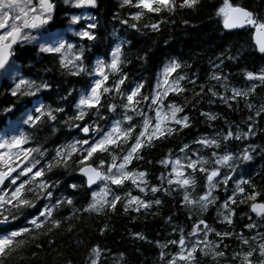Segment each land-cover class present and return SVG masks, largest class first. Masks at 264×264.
Here are the masks:
<instances>
[{
	"label": "trees",
	"instance_id": "1",
	"mask_svg": "<svg viewBox=\"0 0 264 264\" xmlns=\"http://www.w3.org/2000/svg\"><path fill=\"white\" fill-rule=\"evenodd\" d=\"M59 1L54 0L56 3ZM223 2L200 0L194 9L177 7L171 13L165 10L157 14L144 10L145 15L137 21L133 17L141 9L122 6L123 0H97L96 7L89 9L90 19L78 23L79 28L84 27L86 30L88 24L96 23L97 27L91 31L97 39L90 41L67 36L68 43L74 46L69 59L74 60V56L79 55L83 48L82 59L69 64L68 68L60 62L63 59L61 53L42 52L37 42H27L15 49L14 64L18 67L16 78H4L0 85V132L9 122L17 120L35 105H44V113L59 108L63 111H54V121L45 114L32 112V116L40 118L39 122L31 121L22 128V135L28 140V143L23 144V149L38 148L43 153L30 155L31 161H39L33 173L43 170L44 174L41 177L32 174L21 180L31 181L26 185V195L35 207L15 209L5 205L0 208V213L8 216L9 221L0 228V236L23 227L33 228L30 220L45 207L53 205L56 206L53 219H59L61 225L59 228L51 227L49 220L43 228H33L30 234L20 238L26 241L25 245L6 264H91L94 258L92 249L96 247L101 250L99 264H168L174 249L179 246L170 241H178L181 235L186 241L191 228L201 219L216 232L230 233L228 237L217 236L215 232L207 236L209 242L219 245L216 250H223L226 255L215 259L202 258L199 260L201 264H240V258L234 261L231 258L234 253L248 250L249 245H244L241 237L249 239L254 248L264 243V219L257 218L251 212V201L245 199L244 203H240L244 198L236 193V185L241 179L250 180L258 191L264 193V84L247 78L249 72L260 74L264 70V55L257 52L250 27L242 31H226L224 18L218 15ZM229 2L253 11L260 18L263 14L264 18V0ZM73 15V8L58 4L48 29L51 32L66 29ZM153 23L159 25L158 31L147 26ZM133 24L136 27H132ZM117 46L122 50L121 73H111L110 69H106L109 80L105 86H112V82L123 74L127 79L120 86V92L102 93L100 105L89 110L84 120L70 119L77 114L76 105L81 94H87L93 83L101 79L95 73L97 61L103 60L106 65L110 64ZM173 62H179L181 67L169 74L168 79L174 82L178 77H185L179 80V86L184 90L178 94L170 91L163 99L164 110L170 104L182 106L184 110L178 113V117L188 116L189 127L169 123L167 126L173 132L159 139L154 138L151 145L145 143L135 154L142 159L134 158L128 170L145 172L146 183L138 180V187L130 181H126L123 186L102 181L95 189H90L80 174L81 168L87 164L97 166L100 160H104L105 164L100 169L107 171L112 163V154L122 157L134 142L136 134L142 130L143 120L155 116L158 105L150 102L138 105L144 116L126 109L125 95L135 89L137 84L144 85L141 95H155L161 71ZM75 64L82 66L85 71L73 75L72 72L77 71ZM21 80L30 83L21 84L17 91L16 86ZM43 84L48 87H40L39 91L32 86ZM252 87H255V91L249 92L247 97L233 98V89L248 91ZM14 91H17L16 95L12 94ZM28 92L34 95L26 94ZM213 92L217 95H213ZM112 104L116 105L115 111L109 108ZM205 113L216 119H210ZM126 115L133 117L131 125L136 129L132 133L133 139L115 148L111 154L98 152L85 160L83 165L79 152L72 153L70 159L66 155L63 159L57 155L58 151L62 155L66 150L71 152L69 146L76 141L98 138L95 131L97 126L105 132L111 130L116 121L121 122L122 128L129 127ZM152 124L154 126V119ZM88 125H93V128L85 136L81 128ZM250 129L251 133L244 135ZM229 131L234 136L225 139ZM235 135L241 138L236 139ZM210 137L218 141L220 146H205L194 154L193 151L198 147L197 141ZM77 148H81V145L78 144ZM245 150L252 159H243ZM184 152L194 159L207 160L208 163L203 167L209 171L212 170L210 163L213 153L231 154L233 157L229 163L230 170L221 173L223 178L228 176L230 179L227 184L222 181L213 190L212 194L217 199L206 211H201L196 205H187L183 199L188 194L190 199L198 200L208 191L204 172L193 171L195 184L189 193H185L175 183H168L172 171L169 162ZM22 159H25L24 156ZM20 160L16 166L22 163ZM121 162L122 159L116 161L118 164ZM49 164L52 165L50 170ZM44 182L50 185L46 190L38 186ZM102 184L109 189V200L113 194L121 197L116 209L106 208L103 213L84 211L92 203L93 193L100 190ZM14 187L16 185L9 182L3 192L8 190L11 195L10 190ZM152 187L161 190L153 193ZM243 187L251 191L248 185ZM140 188L145 191L141 192ZM129 192L148 202L150 207L135 211L133 204L125 211L123 205L127 203ZM234 193L237 203H229V207L235 209V215L232 223L228 224L224 221L228 213L222 206ZM69 199L73 202L71 205L66 203ZM156 200L161 203L155 204ZM59 201L65 203L59 204ZM258 202H264V195L258 197ZM9 209L16 216L15 219L9 214ZM249 224L255 227L250 229L247 227ZM138 233L146 239H139ZM255 235L257 238L253 239ZM161 245L166 246L162 248ZM169 247H172L170 252L167 251Z\"/></svg>",
	"mask_w": 264,
	"mask_h": 264
},
{
	"label": "snow or ice",
	"instance_id": "2",
	"mask_svg": "<svg viewBox=\"0 0 264 264\" xmlns=\"http://www.w3.org/2000/svg\"><path fill=\"white\" fill-rule=\"evenodd\" d=\"M200 0H123L122 6L128 5L135 7L137 9H141L138 11L133 17L135 20H140L144 15L145 11L150 13H161L162 11L174 12L177 7L180 8H189L194 9ZM97 0H75L76 7L83 6H91L96 7ZM155 5V6H154ZM55 10V4L52 0H0V69H3L5 65L8 63L9 57L12 55L13 46L16 45L21 40H31L35 39L34 36L31 35V30L38 29L43 25L47 24L49 20L52 19V14ZM218 15H222L224 18V26L226 28L233 27H243L244 24H248L255 28L256 30V43L259 46V51L264 53V18H260L258 14L250 11L244 7L234 6L229 2V0H224L223 6L218 9ZM73 23H79L80 17L73 16ZM94 19V18H93ZM127 23V21H124ZM163 23V21H161ZM151 27L154 31L159 30L158 24L147 25ZM97 27L96 23H90L87 25V29L85 31H81L78 35L82 39L95 41L97 39L95 33L91 30ZM132 27H136L135 24ZM73 45L67 46V51H65V45L60 44L59 47H41L42 52L49 53H61L63 55V59L60 61L63 67L68 68L69 64H73L74 61H80L83 57V48L80 49V54L74 56L73 59H69V54L71 53V49ZM121 47L117 46L116 50L112 53V59L110 64H105L103 60H98L95 73L98 74L101 79L96 80L91 86L90 92L87 94H81L79 102L76 105L77 114L71 117L72 120H84V118L88 115L89 110L93 108H97L101 103L102 93H110V92H120V86L124 84L127 79L126 76L120 74V78L114 80L112 82V86L106 87L105 84L109 80V73L106 72V69H110L111 73H121L120 65L122 63L121 60ZM77 71L72 72L73 75H79L80 72L85 71V69L79 64H75ZM181 67L179 62H173L169 66H167L164 70L165 78L163 92L161 93L159 90L155 93V95L143 96L141 95V89L144 87L143 84H137L135 89L129 91L125 95V99L127 104L124 105L126 109L130 111L137 112L139 115L144 116L143 110L138 109V105L140 103H148L150 102L153 105H158L155 110L154 118L149 117L143 120L141 125L142 130L136 134L134 137V142L128 148L126 153L122 157H118L115 154H112V163L109 165L107 171H99L98 168L103 167L105 164L104 160H100L99 164L96 167L87 166L83 167L81 171L87 177L88 184L91 185L95 183L97 180L106 181L112 185L123 186L126 181H130L132 184L137 185L138 180L141 183H146L144 179L146 177L145 172L138 171H130L128 170V165L135 159H142L140 156H136L135 154L144 146L145 143L151 145L153 139H159L161 136L166 133H171L174 130L167 126L169 123H175L176 125H182L184 128L189 127V117L182 116L178 117V113L183 112V107L178 106L176 104H170L167 106V110H164L165 106L163 105V99L167 97L169 91L177 92L183 91L184 89L179 86V80L185 79V77H178V79L171 84L169 83L168 76L169 74L175 72L177 69ZM71 71V69H70ZM219 79V77H215ZM247 78L249 80H258L261 84H264V70H261L260 74H254L252 72L247 73ZM29 81L21 80L20 84H18L17 91L20 88L21 84H29ZM194 83V81H193ZM36 88L37 91L40 90V87L47 88V84L43 85H32ZM160 85H157V89H159ZM17 91H14L12 94L16 95ZM255 87L250 88L248 91H240L237 89H233V98L244 96L247 97L249 92H254ZM28 95H34L32 92L26 93ZM213 95H217V93L213 92ZM139 97V99L134 100V98ZM159 102V104H158ZM251 107V105H248ZM111 111H115L116 105H109ZM98 110V109H97ZM37 112L47 115L53 121L56 119V116L53 114L54 111H63L62 108L49 110L44 113V105H41L36 109ZM204 115L209 116L210 119H216L215 116H211L207 113ZM259 115V113H257ZM126 120L129 122V127L122 128L121 122L116 121L111 130L105 132L103 129H100L98 126L95 127V131L98 134V138L93 140H81L76 141V143L70 145L71 152L67 150L62 155L59 151L57 152L58 156L66 155L68 159L71 158L72 153L79 152L81 156L80 163L83 165L85 160L90 159L94 156V154L109 152L110 154L114 152L115 148L121 147L123 144H127L130 139H133L132 133L136 131L135 126L131 125V121L133 119L132 116H125ZM39 117H34L29 115L28 121H36L39 122ZM155 120V124L153 126L152 121ZM77 127H80L77 125ZM93 128V125L84 126L81 128V131L85 134L90 132V129ZM151 128V131H149ZM251 133V129L248 133L244 135H249ZM234 133L229 131L225 136V139L233 137ZM236 139H240V135H235ZM28 143V140L25 136H14L11 139L4 140L3 143H0V149H6L7 151L0 153V185H5V181H9L12 185H17V181L21 180V176H27L28 174H33L34 177L43 176V170H37L33 173V169L36 167V164L39 163L38 160H32L30 162V166L23 167L20 171H17V167L14 165L13 155L19 156L21 152L26 161L29 160L30 155L32 153H40L38 148H21V145ZM205 146L215 145L217 148L220 146L219 142L216 140H208L201 139L197 141ZM81 145V148H77V145ZM86 146V147H84ZM13 149H20V152H16L13 154ZM215 156L216 154L213 153ZM117 159H122L121 163H116ZM189 159V163L187 167L192 169L193 171H200L206 174V178L208 181V191L199 199H190L188 194H185L183 199L187 205H199L201 211H206L209 204H212L217 199L212 195L213 190L216 185L213 184V178L218 177L220 175V171L218 168H214L212 170H208L203 165L207 164V160H191ZM233 159L231 154H225L218 159L215 160L217 165H226L229 161ZM245 160L252 159L251 155L247 153L245 150V155L243 157ZM60 161H57L59 163ZM176 168L173 169L175 173L176 180L175 183L180 186H184L187 189L188 186L194 185V179L184 178V172L180 170L181 162L179 159L175 161ZM198 165L200 167L198 168ZM52 165L49 164L48 168L51 169ZM115 169V171H113ZM13 173L15 175L13 176ZM163 179V177H161ZM230 177L225 176L223 180V184H227ZM31 183V181H21L18 186L14 187L9 192L5 191L0 194V206L11 205L12 208L21 209L23 207H35L32 200L28 199L26 195V185ZM169 184H172L173 181L169 179ZM243 185H248L251 191H247ZM40 189L46 190L50 187L46 182L40 183ZM73 188L76 185H72ZM29 191L35 192V189H28ZM161 189L157 187H152L151 191L156 193ZM141 192H144V188H140ZM166 191V190H165ZM236 193L242 196L244 199H241L239 202L244 203V200L251 201L249 207L251 212L256 213L258 216L264 218V202H258V197L264 195L261 191L256 189V185H254L250 180H239L236 185ZM38 195V194H37ZM51 194L49 193V196ZM109 195V189L105 187L104 191L101 193H93L92 203H90L84 211L86 212H97L103 213L106 208H110L111 210H115L117 203L121 200L119 195H112V199L109 200L107 197ZM128 199L127 203L123 205L124 210L128 211L129 206L135 204V211H140V208L147 209L150 207L148 202L141 200L139 196H132L131 193H127ZM59 204L65 203V201H59ZM67 204H72V200H67ZM161 203L160 200H156L155 204L159 205ZM229 203L236 204L237 198L234 193L232 196H229L223 204V208L227 211V215L224 216V221L228 224L232 223V217L235 215V209L229 207ZM56 206L45 207L38 216L34 217L30 220V224L35 229H41L45 226L48 221H51V227L59 228L61 225V221L59 219H53V213L55 211ZM9 214L13 215V219L16 218L14 214L11 213V209H9ZM0 225L7 224L8 216H3L0 213ZM43 217L44 219H41ZM171 217H169V220ZM204 225V228L207 229L206 235L215 232V235L220 237H228L230 233L228 232H216L215 229L210 228L203 219L199 221L198 224L195 225L194 233L200 229V226ZM51 227L49 231H51ZM247 227L254 228V224H249ZM33 228L23 227L19 230L10 231L9 234L0 237V264H6V261L12 257L14 253H16L19 249H21L26 241L24 239H20L24 237L25 234H30L33 231ZM139 239H146L141 234H137ZM244 245H249L248 250L243 253H234L232 259L235 260L240 258V264H264V243H259L258 248H254L251 246V242L249 239H245L241 237ZM255 239V238H253ZM172 244H179L181 247V251L178 254V259L183 261L184 264H198L199 257L198 247L193 245L190 250L185 248V239L181 235V238L176 241H170ZM166 245H161V247H165ZM227 247V245H225ZM219 248V245H211V252L213 255V259L216 257H224L226 255L225 251L216 249ZM100 249L99 247L93 248V259L91 260V264H99L100 257ZM209 253L205 252L204 255L207 256ZM163 257V253L161 254ZM256 257V259H253ZM170 264H177V259L173 258L170 261Z\"/></svg>",
	"mask_w": 264,
	"mask_h": 264
},
{
	"label": "rangeland",
	"instance_id": "3",
	"mask_svg": "<svg viewBox=\"0 0 264 264\" xmlns=\"http://www.w3.org/2000/svg\"><path fill=\"white\" fill-rule=\"evenodd\" d=\"M61 2H63L64 4L70 6L71 8H77L78 9L76 14L73 15V16H79L80 17L79 22L82 21V20H89L90 19V15L87 13V9L90 6L76 7L75 6V0H62ZM73 16H71V18ZM85 30L86 29L84 27H80L79 28L78 27V23H73L72 19H71V24L69 26H67L66 29L57 30V31L51 32V34L45 33L46 32L45 31V25H43L42 27H40L38 29L31 30V35L34 36L35 39L21 40V43L22 44H26L27 42H29V43L30 42H34V44H35L37 42L40 47H49V46H51V47H59L60 44H64L65 45V51H67V46L68 45H73V43H68L67 36H74L75 38H81L78 35V33L81 32V31H85ZM165 68L161 71V73L159 75V81L157 83V84L160 85L159 89H157V90H159L161 93L163 92L164 87H166V85L164 84V78H165L164 70H165ZM17 71H18V67L16 65H12V66H10L9 69L6 70V72L0 74V85H1L2 81L4 80V78H8V77L16 78ZM169 83L171 84L172 81L169 80ZM157 90H156V92H157ZM89 92H90V90H89ZM37 108H39V106L35 105L33 108L27 110L19 119H17L14 122H10L7 125V127L5 128V130L0 133V143H3L4 140L11 139L14 136H21L22 135V128L25 125L30 123V121L26 122V121H28V116L29 115L32 116V112H37L36 111ZM93 139L94 138H92L91 140H93ZM207 139L208 140H215L212 137L207 138ZM197 146L198 147H196V149L193 151L194 154H197V149L205 147V145H202L200 143H197ZM21 148H23V145H21ZM5 151H7V150L6 149H0V153H3ZM12 152H13V154L16 153V152H20V149H13ZM221 156H223V154H218V155L216 154L215 156H213L212 162L210 163L212 169L218 168L219 171H220V175L218 177H214L213 178V182L212 183H214V184L216 183L217 184L216 187L218 186L219 183H221L224 180V178L222 177L221 173L224 172V171H229L230 170L229 169L230 161L226 165H217L215 163V160L218 159ZM22 157H23V153L22 152H21V154L18 157L13 155V160H14V165L13 166L17 167V171H20V169L23 168V167L30 166L31 157L29 158L28 161H26L25 159H22ZM188 158H191V160H199V159H194V158L186 155L185 152H184L183 154H180L178 157L172 159L169 162V165H170V167L172 169L171 178L170 179L173 181V183H175V180H176V176H175V173L173 172V169L177 167L176 164H175V161L177 159H179L180 162H181V166L182 167L180 168V170L184 172V174H185L184 178L194 179V177L192 175L193 174V170L187 167V164L189 163V159ZM20 159H22V160H20ZM18 160H20L22 163L19 164L18 166H16L15 164L18 162ZM33 170H35V169H33ZM113 171H115V169H113ZM14 175H15V173H13V176ZM31 175H32L31 173L28 174L27 176H23L22 175L21 176V180H22V178H28ZM20 181H17V185L16 186L19 185ZM192 186L193 185H190V186L187 187V189H185L184 186H180L179 185L180 189H182L185 193H189V191L192 188ZM216 187H215V189H217ZM104 188H105V185L102 184L101 187H100V190L95 191L94 193H101V192L104 191ZM0 189H1V187H0ZM6 191L8 192V190H6ZM0 194H2V192H0ZM196 206L199 207V205H196ZM1 207L2 206H0V208ZM255 215H256V217H258V215L256 213H255ZM194 229H195V226H193L191 228L190 232L188 233V239L185 241V248L190 250V248L193 245H196L198 247V250L200 251L199 255H198L199 260H201L202 258H205V257H213L210 248H211V245H216V244H213V243L208 241L207 236L210 233L206 235L207 229L204 228V225L200 226V229L198 231H196V234H193L194 233ZM256 236L257 235H255V237H254L255 239L257 238ZM167 251L168 252L172 251V247H169L167 249ZM180 251H181V247L179 245L178 248L176 247V249H174L172 257L170 258V261L173 258H176L177 259V264H184L183 261H180L178 259V254L180 253ZM205 252H208L209 254L207 256H205L204 255ZM170 261L168 262V264H170ZM198 264H201V262L198 261Z\"/></svg>",
	"mask_w": 264,
	"mask_h": 264
},
{
	"label": "water",
	"instance_id": "4",
	"mask_svg": "<svg viewBox=\"0 0 264 264\" xmlns=\"http://www.w3.org/2000/svg\"><path fill=\"white\" fill-rule=\"evenodd\" d=\"M247 26H250V25H248V24H244L243 27H233V28H226V27H225V29H226L227 32L242 31V30H244ZM251 27H252V26H251ZM252 29H253V36H252V39H253L254 46L256 47V50H257V52H258L260 55H264V53H261V52L259 51V46H258L257 43H256V30H255V28H253V27H252ZM18 44H19V42H18L16 45L13 46V49H14L15 47H17ZM11 60H12V55L9 57V59H8V63L5 65V67H4L3 69H0V72H3V71L9 66ZM87 166L95 167V166H93V165H85V166H83V167H87ZM83 167H82V168H83ZM98 170L101 171L100 169H98ZM81 175H82V177L84 178V180L86 181V184H87V186H88L89 188H94V187L97 186L98 183L100 182V180H97L95 183L89 185V184H88V181H87V177L84 175V173H83L82 171H81ZM5 183H6V181H5ZM3 225H5V224H3ZM3 225H0V227L3 226Z\"/></svg>",
	"mask_w": 264,
	"mask_h": 264
},
{
	"label": "flooded vegetation",
	"instance_id": "5",
	"mask_svg": "<svg viewBox=\"0 0 264 264\" xmlns=\"http://www.w3.org/2000/svg\"><path fill=\"white\" fill-rule=\"evenodd\" d=\"M52 2L55 4V10H54V12H53V14H52V19H53V15H54V13H56V11H57V5H56V3H55L53 0H52ZM261 18H263V14H261ZM52 19L49 20L47 24L52 23ZM258 217H259V219H264V218H262V217H260V216H258Z\"/></svg>",
	"mask_w": 264,
	"mask_h": 264
},
{
	"label": "bare ground",
	"instance_id": "6",
	"mask_svg": "<svg viewBox=\"0 0 264 264\" xmlns=\"http://www.w3.org/2000/svg\"><path fill=\"white\" fill-rule=\"evenodd\" d=\"M234 186V185H233ZM233 188V187H232ZM232 256V255H231ZM232 259V258H231ZM232 261H234L233 259H232Z\"/></svg>",
	"mask_w": 264,
	"mask_h": 264
}]
</instances>
